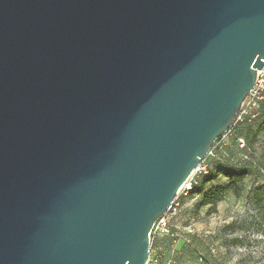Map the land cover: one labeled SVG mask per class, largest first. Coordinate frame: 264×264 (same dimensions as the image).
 <instances>
[{"label":"water","instance_id":"1","mask_svg":"<svg viewBox=\"0 0 264 264\" xmlns=\"http://www.w3.org/2000/svg\"><path fill=\"white\" fill-rule=\"evenodd\" d=\"M262 59L264 0H0V264H145Z\"/></svg>","mask_w":264,"mask_h":264},{"label":"rangeland","instance_id":"2","mask_svg":"<svg viewBox=\"0 0 264 264\" xmlns=\"http://www.w3.org/2000/svg\"><path fill=\"white\" fill-rule=\"evenodd\" d=\"M256 110L257 119L251 126L255 135L246 138L247 143L251 142L248 150L237 149L230 135L232 145L226 144L223 153L205 160L208 169L221 172L215 179L217 183L229 181L225 169L245 171L243 177L233 175L236 191H228L214 212L201 205V193L179 194L178 206L170 215V232L151 235V252L162 261L171 258L175 264H264V104L261 107L259 103ZM233 129L244 136L246 126L235 125ZM246 152L248 159H242L236 168L231 161Z\"/></svg>","mask_w":264,"mask_h":264},{"label":"built area","instance_id":"3","mask_svg":"<svg viewBox=\"0 0 264 264\" xmlns=\"http://www.w3.org/2000/svg\"><path fill=\"white\" fill-rule=\"evenodd\" d=\"M263 64L260 69L256 71V77L254 84L244 99L236 117L233 125L239 122H249L251 119L256 117V106L258 103L264 99V59H262ZM233 125L224 132L220 137H218L209 148L206 157H204L200 164L192 171L189 177L184 181L183 185L179 189L178 195L173 203L168 207L167 211L159 216L154 222L151 235L162 236L167 235L170 232V215L175 212L178 206V196L179 194L187 195L190 193L194 187L199 184L201 176L208 171V167L205 163L207 158H215L220 153H223V147L229 143L228 137L233 135ZM235 145L239 150L246 149V141L243 137H236ZM241 158L247 159L248 155L246 153L242 154ZM235 162V160H234ZM151 237V236H150ZM145 264H175V261L171 258L166 261H162L157 255L151 252V247L148 255V259Z\"/></svg>","mask_w":264,"mask_h":264},{"label":"trees","instance_id":"4","mask_svg":"<svg viewBox=\"0 0 264 264\" xmlns=\"http://www.w3.org/2000/svg\"><path fill=\"white\" fill-rule=\"evenodd\" d=\"M261 104H264V99L261 100L259 102ZM258 103V104H259ZM257 119V110H256V117L251 119L249 122H239V123H235L233 125V127H235V125H244L246 126V129L244 131V136H241L239 134H236L233 131V138H234V144H235V139L236 137H243L246 141V138H249L250 136H254L255 133H253L251 126L255 123ZM234 130V129H233ZM229 145H232V143H228ZM248 144H251L250 141H246V149L248 150ZM236 147V145H235ZM237 148V147H236ZM223 150H225L223 148ZM222 152L220 151L219 154H221ZM247 155L248 152H246ZM229 157V156H227ZM230 158V157H229ZM243 158H235L232 160V158H230V160H232L231 162L234 163L236 165V168H238V165L241 163V160ZM248 159V158H247ZM235 160V162H234ZM240 167V165H239ZM220 171L214 170L212 171L211 169H208L207 173L203 174L202 179H200L199 184H197L194 189L191 192H198L201 193V205L202 206H207L208 207V212H214L216 210V205L219 201H221L224 197V195L228 192V191H236V184H235V178H233V175L239 176V177H243L245 174V171L240 170V169H231V170H226L225 169V176L228 177L229 181L227 183H215V184H210L207 186V183L210 181H213L216 179V177L218 176V174H220Z\"/></svg>","mask_w":264,"mask_h":264},{"label":"crops","instance_id":"5","mask_svg":"<svg viewBox=\"0 0 264 264\" xmlns=\"http://www.w3.org/2000/svg\"><path fill=\"white\" fill-rule=\"evenodd\" d=\"M216 178H217V177H216ZM214 181H215V182H214ZM214 181L212 182L213 184L217 183V180H214Z\"/></svg>","mask_w":264,"mask_h":264}]
</instances>
